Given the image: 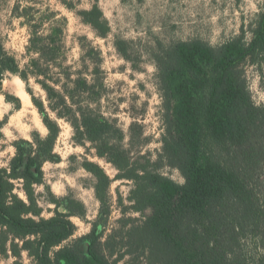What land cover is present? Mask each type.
<instances>
[{
	"label": "trees",
	"instance_id": "obj_1",
	"mask_svg": "<svg viewBox=\"0 0 264 264\" xmlns=\"http://www.w3.org/2000/svg\"><path fill=\"white\" fill-rule=\"evenodd\" d=\"M14 14L29 32L28 61L22 65L0 36V94L7 74L24 83L34 79L46 94L45 102H33L48 133L15 142L14 156L0 167V258L27 252L35 264H120L127 256L144 257L146 264H264V105L253 101L244 70L248 60L264 57V13L250 42L239 36L219 46L198 39L156 43L151 57L164 123L156 159L132 150L145 143L142 125L130 126L127 147L118 122L97 109L105 89L97 80L99 74L105 80L97 47L81 45L82 69L75 70L67 17L19 5ZM77 15L100 37L108 36L98 6ZM118 50L132 61L128 43L119 42ZM58 120L71 126L76 145L90 143L96 156L115 167L117 180L133 183L131 208L141 221L121 219L119 230L106 238L95 224L89 234L73 238L72 206L64 213L51 201L54 216H43L37 187L50 191L44 165L60 160ZM5 126L0 119V152ZM82 167L96 178L102 213L110 215V177L95 162ZM165 167L178 170L185 182L164 175ZM73 204L86 213L82 203Z\"/></svg>",
	"mask_w": 264,
	"mask_h": 264
},
{
	"label": "rangeland",
	"instance_id": "obj_2",
	"mask_svg": "<svg viewBox=\"0 0 264 264\" xmlns=\"http://www.w3.org/2000/svg\"><path fill=\"white\" fill-rule=\"evenodd\" d=\"M36 7L42 12L49 9L69 19L66 42L75 70L82 69L81 45L93 44L102 54V69L97 75L105 84L103 97L97 109L103 116L116 120L126 134L124 145L129 147L130 126H143L145 143L133 146L135 153L148 154L156 159L162 152L164 123L162 120V98L157 80L156 64L151 52L157 42L165 44L177 41L202 40L211 46L222 45L239 36L246 42L254 38L259 16L264 13V0H0V36L6 49L14 54L22 65L27 63L26 47L29 32L23 20L14 14L15 7ZM98 6L109 23L106 38L85 24L77 14ZM128 43L132 61H126L118 50V43ZM89 71L92 65L88 63ZM245 75L257 106L264 105V57H256L244 63ZM100 89V86L97 90ZM0 94V119L6 120L5 140L0 152V167H7L15 154L14 143L31 140L33 133L46 136L48 131L33 99L46 101L41 86L31 79L24 83L20 78L7 74ZM26 94L31 102L26 106L20 94ZM5 95H9V98ZM52 118L55 116L51 114ZM61 135L55 153L60 157L56 163L44 165L46 186L37 187L43 216H54L56 205L59 211L68 213L72 206V222L77 231L73 238L91 232L97 224L98 233L104 238L119 230L121 219L141 221L140 214L133 212L130 193L133 183L117 180L118 171L106 160L99 158L90 143L76 145L71 126L58 120ZM88 160L99 164L111 179L109 193L110 215H104L96 196V178L83 167ZM162 173L174 181L185 182L176 169L165 167ZM24 198L23 193H20ZM85 206L84 214L73 202ZM149 213V212H148ZM88 243L81 248L86 254ZM122 253V249H119ZM0 264H35L27 252L17 258L12 254L0 258ZM120 264H146L144 257H126Z\"/></svg>",
	"mask_w": 264,
	"mask_h": 264
},
{
	"label": "bare ground",
	"instance_id": "obj_3",
	"mask_svg": "<svg viewBox=\"0 0 264 264\" xmlns=\"http://www.w3.org/2000/svg\"><path fill=\"white\" fill-rule=\"evenodd\" d=\"M20 96H21V99H22L23 103L26 106H29L31 104V102H30V100H29V98H28V96L26 94L21 93Z\"/></svg>",
	"mask_w": 264,
	"mask_h": 264
}]
</instances>
